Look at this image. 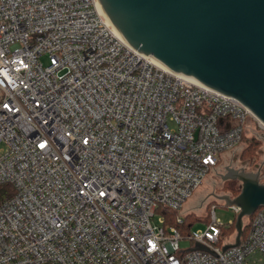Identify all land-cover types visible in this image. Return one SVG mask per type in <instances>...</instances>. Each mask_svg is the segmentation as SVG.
<instances>
[{
	"label": "built area",
	"instance_id": "1",
	"mask_svg": "<svg viewBox=\"0 0 264 264\" xmlns=\"http://www.w3.org/2000/svg\"><path fill=\"white\" fill-rule=\"evenodd\" d=\"M262 132L133 49L98 0H0V264H264V207L225 251L213 207L186 236L151 223L161 208L181 224L222 154Z\"/></svg>",
	"mask_w": 264,
	"mask_h": 264
},
{
	"label": "water",
	"instance_id": "2",
	"mask_svg": "<svg viewBox=\"0 0 264 264\" xmlns=\"http://www.w3.org/2000/svg\"><path fill=\"white\" fill-rule=\"evenodd\" d=\"M102 12L136 51L179 74L237 99L264 125V0H98ZM260 171L227 168L222 181H238L236 197L214 196L239 209L243 220L264 207ZM190 250L208 251L196 244Z\"/></svg>",
	"mask_w": 264,
	"mask_h": 264
},
{
	"label": "rangeland",
	"instance_id": "3",
	"mask_svg": "<svg viewBox=\"0 0 264 264\" xmlns=\"http://www.w3.org/2000/svg\"><path fill=\"white\" fill-rule=\"evenodd\" d=\"M43 65H47L48 58L43 56L40 58ZM249 135V134H248ZM259 145L254 150L253 156H247L245 153L248 147V140H245L237 149L222 154L216 167L208 173L203 183L196 189L192 195L183 204L179 213L182 217L193 216L198 221L191 227V232L203 230L205 223L208 221V215L213 207L216 219L222 224H227L233 220L235 215L230 207L225 206L224 202L219 201L214 196L236 197L241 189L238 181H222L221 176L226 174L227 168L233 170H243L246 173H256L260 171L259 181L264 184V132L257 135ZM249 138V137H248ZM238 192V194L236 193ZM176 215V214H175ZM162 218L160 213H156L151 220L152 225L161 226L159 219ZM248 218H244L243 226L248 222ZM193 221V219H191ZM187 240L180 241V248L187 249L190 246Z\"/></svg>",
	"mask_w": 264,
	"mask_h": 264
},
{
	"label": "trees",
	"instance_id": "4",
	"mask_svg": "<svg viewBox=\"0 0 264 264\" xmlns=\"http://www.w3.org/2000/svg\"><path fill=\"white\" fill-rule=\"evenodd\" d=\"M258 136H251V137H244L243 142H245V140H248V147L245 150V153L247 156H253L254 155V150L256 149V147L259 145L260 142H258L257 140ZM236 193V192H235ZM13 194V189L10 185H2L0 186V203L10 197ZM238 194V192L236 193ZM157 213H160L163 216L164 222H163V227L167 228V227H174L176 228V230L178 231V233L180 234V236H186L187 234H189L191 231V227L193 224H195L196 222H202V221H198L195 218H193V216H186L185 218L182 217V223L178 224L176 222V218H177V214L170 212L168 210L165 209H158ZM176 214V215H175ZM252 217H249L247 219V223L243 226L242 229V234H241V238L245 239V237L247 236L249 230H250V226H251V221H252ZM191 219H193V221H191ZM209 223V215H208V221L205 224ZM235 217L232 220L231 224H225L223 227H221L222 233L226 238H229L231 236L234 235L235 233Z\"/></svg>",
	"mask_w": 264,
	"mask_h": 264
},
{
	"label": "bare ground",
	"instance_id": "5",
	"mask_svg": "<svg viewBox=\"0 0 264 264\" xmlns=\"http://www.w3.org/2000/svg\"><path fill=\"white\" fill-rule=\"evenodd\" d=\"M118 33V32H117ZM119 34V33H118ZM120 35V34H119ZM155 64L159 66L161 69L168 71L161 63L154 60ZM191 81L195 82L193 79L189 78Z\"/></svg>",
	"mask_w": 264,
	"mask_h": 264
},
{
	"label": "snow or ice",
	"instance_id": "6",
	"mask_svg": "<svg viewBox=\"0 0 264 264\" xmlns=\"http://www.w3.org/2000/svg\"><path fill=\"white\" fill-rule=\"evenodd\" d=\"M43 146V145H42Z\"/></svg>",
	"mask_w": 264,
	"mask_h": 264
}]
</instances>
